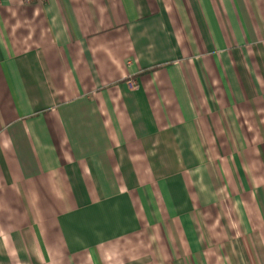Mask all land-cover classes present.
Returning a JSON list of instances; mask_svg holds the SVG:
<instances>
[{"label": "crops", "instance_id": "1", "mask_svg": "<svg viewBox=\"0 0 264 264\" xmlns=\"http://www.w3.org/2000/svg\"><path fill=\"white\" fill-rule=\"evenodd\" d=\"M0 264H264V0H0Z\"/></svg>", "mask_w": 264, "mask_h": 264}, {"label": "built area", "instance_id": "2", "mask_svg": "<svg viewBox=\"0 0 264 264\" xmlns=\"http://www.w3.org/2000/svg\"><path fill=\"white\" fill-rule=\"evenodd\" d=\"M135 86V84H133V87Z\"/></svg>", "mask_w": 264, "mask_h": 264}]
</instances>
